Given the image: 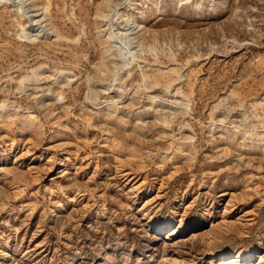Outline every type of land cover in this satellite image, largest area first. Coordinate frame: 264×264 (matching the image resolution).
Here are the masks:
<instances>
[{
  "label": "rangeland",
  "instance_id": "rangeland-1",
  "mask_svg": "<svg viewBox=\"0 0 264 264\" xmlns=\"http://www.w3.org/2000/svg\"><path fill=\"white\" fill-rule=\"evenodd\" d=\"M0 264H264V0H0Z\"/></svg>",
  "mask_w": 264,
  "mask_h": 264
}]
</instances>
